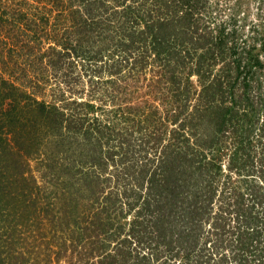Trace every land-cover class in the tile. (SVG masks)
Wrapping results in <instances>:
<instances>
[{"label":"trees","instance_id":"16d2710c","mask_svg":"<svg viewBox=\"0 0 264 264\" xmlns=\"http://www.w3.org/2000/svg\"><path fill=\"white\" fill-rule=\"evenodd\" d=\"M0 264H264V0H0Z\"/></svg>","mask_w":264,"mask_h":264}]
</instances>
